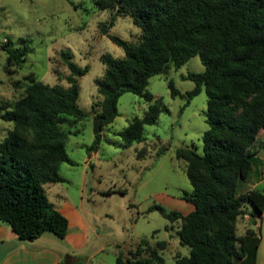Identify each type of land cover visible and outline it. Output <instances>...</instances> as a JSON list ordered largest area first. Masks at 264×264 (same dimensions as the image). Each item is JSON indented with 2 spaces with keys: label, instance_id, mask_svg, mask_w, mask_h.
I'll return each instance as SVG.
<instances>
[{
  "label": "trees",
  "instance_id": "obj_1",
  "mask_svg": "<svg viewBox=\"0 0 264 264\" xmlns=\"http://www.w3.org/2000/svg\"><path fill=\"white\" fill-rule=\"evenodd\" d=\"M94 2L99 8H114L115 15H131L141 27L135 41L108 34L124 55L101 53L105 70L95 78L102 97L92 105H98L95 116H102L101 129L118 115L122 92L138 93L148 101L142 116H134L119 131L124 144L144 139V125L169 111L147 89L150 77L179 67L192 55L200 56L204 69L183 75L194 81L184 93L185 104L203 87L208 127L202 133L201 151L194 146L176 151L186 161L191 184L182 198L194 207L187 213L158 203L152 208L171 221L181 220L177 234L189 252L176 255L174 264H242L246 235L254 231L247 228L246 235L239 234L237 223L247 213V203L258 214L264 210V188L237 190L257 159L251 147L264 128V0ZM0 47L8 51L5 68L12 73L10 66H19L27 51ZM60 56L68 67L66 84H50L27 73L17 97L0 99L2 117L13 122L0 141V221L21 240H34L44 232L63 238L68 230V218L50 200L46 184L64 180L60 165L74 163L66 139L81 130L79 123L86 115L78 103V79L89 65L76 63L69 49H61ZM14 83L19 85V80ZM169 85L172 95L179 92L171 80ZM100 134H94L90 150L97 147ZM144 152L140 149L138 155ZM167 242L142 237L129 255L118 251L115 264H162Z\"/></svg>",
  "mask_w": 264,
  "mask_h": 264
},
{
  "label": "rangeland",
  "instance_id": "obj_2",
  "mask_svg": "<svg viewBox=\"0 0 264 264\" xmlns=\"http://www.w3.org/2000/svg\"><path fill=\"white\" fill-rule=\"evenodd\" d=\"M140 32L141 27L131 15H115L114 8H99L94 0H0V45L27 51L25 60L19 66L12 64L13 72L8 73L5 68L8 51L0 47V99L17 97L27 73L50 84H66L68 67L60 56L61 49H69L79 65H89L78 79V103L86 115L79 123L81 130L66 139V150L74 163L63 162L59 172L66 179L48 187L51 200H56L53 192L59 189L79 204L97 226L90 233V244L80 252L81 264H115L117 252L129 255L142 237L152 243L160 239L168 241L162 250V264H174L176 255L189 252V246L181 244L177 234L181 220L171 221L152 205L158 203L182 213L193 208L190 201L182 198L191 184L186 161L176 151L180 146H194L201 151L202 133L208 127L205 89L202 87L185 104L184 93L194 86V81L183 75L204 69L200 56L192 55L179 67L171 66L167 72L150 77L147 89L154 98L160 97L169 111H161L156 122L144 125V139L124 144L119 133L134 116H142L148 103L142 95L124 91L118 98V115L102 126L93 155L90 156L92 150L88 148L94 139L93 119L98 109L92 102L102 97L95 83V78L105 70L100 54L124 55V49L108 34L135 41ZM16 80L19 85L14 83ZM170 80L179 91L175 95L171 93ZM12 125L0 111V141ZM143 148L144 155L139 156L138 151ZM240 189L239 186L237 190ZM246 211L249 218L239 219L237 231H244V223L254 234L247 236L246 230L243 232L247 239L242 264H251L253 258V264H264V248L261 246L258 251L256 245L261 233L264 234V210L258 214L247 203ZM54 237L58 241L63 239ZM26 243L33 252L26 261L12 260L11 264H47L45 248L52 244L34 242L38 245L32 246L30 240ZM7 246L0 244V260Z\"/></svg>",
  "mask_w": 264,
  "mask_h": 264
},
{
  "label": "crops",
  "instance_id": "obj_3",
  "mask_svg": "<svg viewBox=\"0 0 264 264\" xmlns=\"http://www.w3.org/2000/svg\"><path fill=\"white\" fill-rule=\"evenodd\" d=\"M251 148L255 152L257 159L252 164L247 177L241 179L238 182L237 189L239 186L241 187L238 192H244L253 187L264 188V128L259 131L258 137ZM93 152L94 151L92 150L90 156L93 155ZM65 179L66 178L64 177V180ZM57 183L58 182L47 183V193L48 187L51 186L49 184H53L52 186H54ZM54 191L55 192L53 193L57 198L56 200L52 201L57 206V208L68 218V230L62 241H58L54 237L55 235H51L54 233L44 232L38 238L30 240L32 243L29 244H31L32 246L36 244L34 242H46L50 243V245L52 244L51 246H47L45 248L47 253V255L45 256L47 264H57L58 262L63 263L64 260H66V264H79L83 257L80 252L85 250L90 244V233L95 232L97 230V226H95L89 219V217L84 214L79 204L73 202L66 194H62L59 189H56ZM247 218H249L248 213L244 215V219ZM242 228H244V231L247 228L244 223L242 225ZM243 232L238 233L243 234ZM99 235L100 234H98V236ZM26 241L27 240L19 239L17 234L7 223L0 221V244L2 243L8 245L5 249L4 255L0 260V264H11L12 260H15L17 262L26 261L28 259V255L33 252L31 251L32 247L30 245H27ZM262 244H264V234L261 233L257 244L258 251L261 250V246H263L264 248V245ZM101 247H103V245ZM76 253L79 254L77 255ZM32 258H35L34 255H32Z\"/></svg>",
  "mask_w": 264,
  "mask_h": 264
},
{
  "label": "water",
  "instance_id": "obj_4",
  "mask_svg": "<svg viewBox=\"0 0 264 264\" xmlns=\"http://www.w3.org/2000/svg\"><path fill=\"white\" fill-rule=\"evenodd\" d=\"M103 31H107V29ZM101 121H102V116L97 115L94 117L93 119V133L94 134L101 131Z\"/></svg>",
  "mask_w": 264,
  "mask_h": 264
}]
</instances>
